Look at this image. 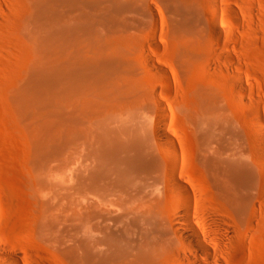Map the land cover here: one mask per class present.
Listing matches in <instances>:
<instances>
[{"label": "rangeland", "instance_id": "rangeland-1", "mask_svg": "<svg viewBox=\"0 0 264 264\" xmlns=\"http://www.w3.org/2000/svg\"><path fill=\"white\" fill-rule=\"evenodd\" d=\"M83 1L0 0V264H87V240L78 248L74 235L78 207L58 198L59 105L50 85L61 12L79 17ZM94 1L92 18L109 39L165 68H145L142 80L170 108L190 217L198 227L204 217L228 218L225 264H264V0H183L192 11L184 13L182 0H129L119 13L116 3L127 0ZM176 246L166 264H188Z\"/></svg>", "mask_w": 264, "mask_h": 264}, {"label": "bare ground", "instance_id": "bare-ground-1", "mask_svg": "<svg viewBox=\"0 0 264 264\" xmlns=\"http://www.w3.org/2000/svg\"><path fill=\"white\" fill-rule=\"evenodd\" d=\"M83 3L79 17L66 20L61 12L50 79L59 105L58 198L78 207V248L86 239L87 264H166L179 242L188 264H225L222 247L233 226L227 217L206 215L198 227L190 217L181 141L167 126L170 108L159 102V89L142 80L145 68H165L149 54L138 61L131 44L109 39L92 18L96 2ZM116 5V13L130 9L129 0ZM179 7L192 12L183 0ZM211 25L219 36L216 16ZM38 77L40 85L49 81L41 72Z\"/></svg>", "mask_w": 264, "mask_h": 264}]
</instances>
